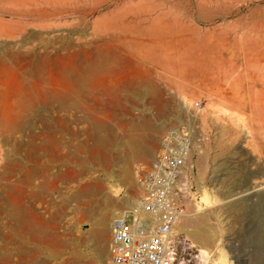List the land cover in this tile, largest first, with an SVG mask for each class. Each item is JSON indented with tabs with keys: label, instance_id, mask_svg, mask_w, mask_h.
Here are the masks:
<instances>
[{
	"label": "rangeland",
	"instance_id": "rangeland-1",
	"mask_svg": "<svg viewBox=\"0 0 264 264\" xmlns=\"http://www.w3.org/2000/svg\"><path fill=\"white\" fill-rule=\"evenodd\" d=\"M88 63L84 87L66 94L64 70ZM146 81L158 91L153 101L128 95ZM57 93L74 106L61 108ZM191 117L194 202L208 242L190 238L189 226L175 230L203 264H264V0H0V264H23L28 243L39 250L29 264L73 254L98 264L71 200L91 181L104 191L113 181L92 161V121L116 136L130 119L161 128L153 154L131 164L138 195L136 167ZM115 189L123 198L126 189ZM14 214L46 240L29 241ZM102 259L110 264L109 252Z\"/></svg>",
	"mask_w": 264,
	"mask_h": 264
},
{
	"label": "built area",
	"instance_id": "built-area-1",
	"mask_svg": "<svg viewBox=\"0 0 264 264\" xmlns=\"http://www.w3.org/2000/svg\"><path fill=\"white\" fill-rule=\"evenodd\" d=\"M202 105L195 103L194 111ZM168 130L154 157L136 167L139 215L116 218L108 245L110 264H203L184 233L176 232L196 200L195 118ZM131 218V224L126 220Z\"/></svg>",
	"mask_w": 264,
	"mask_h": 264
},
{
	"label": "bare ground",
	"instance_id": "bare-ground-1",
	"mask_svg": "<svg viewBox=\"0 0 264 264\" xmlns=\"http://www.w3.org/2000/svg\"><path fill=\"white\" fill-rule=\"evenodd\" d=\"M92 67L88 63L79 68H66L64 70L63 78L67 84L66 94L72 88L84 87L86 78L92 72ZM127 88L128 95L139 100L140 98H147L150 101L158 93L154 85L149 81H146L145 84L132 83ZM64 93L63 95L56 94V100L59 101V106L61 108L73 107L74 103L64 97ZM91 124L90 137L93 142L92 161L96 165L106 169L113 181L107 183L106 191L103 190V185L99 181H91L77 189L72 195L71 200L76 203V211L83 213L85 221L89 224L87 244L91 246L97 263L108 264L107 262H103L102 255H107L109 252L105 245V235L109 231L111 233L113 221L116 218L124 217L128 212H134L137 215L140 214L138 209V195H135L133 192L135 172H133L131 164L135 158L143 161L153 154L154 146L152 142L155 140L161 128L158 129V126L156 127L149 118H143L140 122L130 119L125 124L121 136H116L102 121H92ZM159 127H162V125ZM118 185L126 189L123 198L117 197L119 190L115 189V186ZM116 197L120 202L114 200ZM193 206L194 211L189 214L187 213L186 219L181 221L179 226H189L190 238L195 240V242L200 241L201 245L203 242L204 245V242H208L206 238L207 230L204 226L203 216H199V205L194 202ZM237 207L234 205L233 209H237ZM13 216L24 223L29 241L37 240L43 243L46 240L47 234L41 226H31L27 217H21L18 214H14ZM20 252L24 262L23 264H29L34 254L38 253L39 250L31 247L28 243L24 248L20 249ZM48 254L50 259H57L59 257V253L56 250H51ZM60 264H82V262L80 261L79 255L73 254Z\"/></svg>",
	"mask_w": 264,
	"mask_h": 264
}]
</instances>
